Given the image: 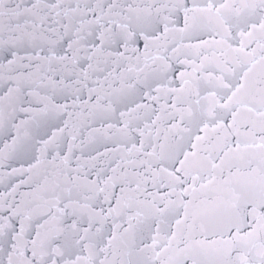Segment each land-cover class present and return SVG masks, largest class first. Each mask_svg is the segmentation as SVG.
Masks as SVG:
<instances>
[{"label":"snow or ice","instance_id":"obj_1","mask_svg":"<svg viewBox=\"0 0 264 264\" xmlns=\"http://www.w3.org/2000/svg\"><path fill=\"white\" fill-rule=\"evenodd\" d=\"M0 264H264V0H0Z\"/></svg>","mask_w":264,"mask_h":264}]
</instances>
